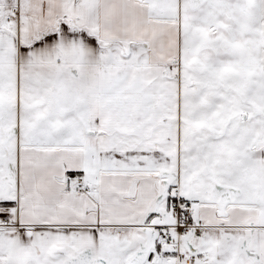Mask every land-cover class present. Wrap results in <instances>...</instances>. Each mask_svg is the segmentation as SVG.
<instances>
[{"label": "snow or ice", "instance_id": "1", "mask_svg": "<svg viewBox=\"0 0 264 264\" xmlns=\"http://www.w3.org/2000/svg\"><path fill=\"white\" fill-rule=\"evenodd\" d=\"M0 264H264V0H0Z\"/></svg>", "mask_w": 264, "mask_h": 264}]
</instances>
